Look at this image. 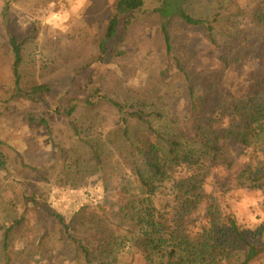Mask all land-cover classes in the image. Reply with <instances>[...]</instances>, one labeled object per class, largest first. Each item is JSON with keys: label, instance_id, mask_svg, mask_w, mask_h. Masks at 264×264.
Instances as JSON below:
<instances>
[{"label": "rangeland", "instance_id": "obj_1", "mask_svg": "<svg viewBox=\"0 0 264 264\" xmlns=\"http://www.w3.org/2000/svg\"><path fill=\"white\" fill-rule=\"evenodd\" d=\"M9 1L7 26L0 1V150L7 161L0 172V264H4L3 237L10 228L9 264H86L52 215L68 221L87 204L116 231V264H146L130 242L133 212L126 211L124 218L119 211L125 201L135 205V196L150 198L154 214L167 229L196 234L208 225L204 212L213 205L220 220L234 219L247 240L264 243V189H251L249 182L238 184L246 157L234 141L218 143L222 157L204 148L198 138L183 139L171 156L161 145L164 175L154 177L121 145L118 115L110 106L78 110L72 121L77 132L56 112L70 97L84 99L99 88L111 100L150 113L157 142L160 137L188 133L187 75L196 91L214 82L216 96L221 97L210 109L218 117L215 123L224 127L227 120L219 119L229 115V98L222 96L232 92L243 101L264 99V50L257 52L264 47V27L252 16L264 0H188L183 10L190 17H214V44L202 28L176 17L161 19L160 0H143L142 10L127 20L120 16L110 40L105 36L117 0ZM162 24L172 46L169 56ZM6 27L19 40L27 39L22 47L21 87L44 83L51 88L40 101L14 96ZM226 57L232 64L227 69L222 61ZM28 114L46 116L49 130L31 125ZM90 146L96 148V156ZM137 166L152 183V196L138 197ZM187 183H198L197 191L185 194ZM195 199L199 203L195 209L182 210L183 202ZM251 264H264V254Z\"/></svg>", "mask_w": 264, "mask_h": 264}, {"label": "trees", "instance_id": "obj_2", "mask_svg": "<svg viewBox=\"0 0 264 264\" xmlns=\"http://www.w3.org/2000/svg\"><path fill=\"white\" fill-rule=\"evenodd\" d=\"M0 1L3 2L1 18L3 24L7 26L10 1ZM187 1L160 0L157 12L161 19L176 17L190 27L202 28L209 41L214 44L212 26L214 17L209 20L190 17L183 10V5ZM143 6V0H117L115 4L116 15L108 22L105 40L115 37L120 16L127 20L128 16L142 10ZM252 16L259 26L264 27L263 2L256 5ZM162 31L166 54L169 56L172 46L165 24H162ZM5 34L13 59L11 73L14 79V96L32 103L40 101L43 95L45 96L51 91L49 85L43 83L32 85L26 89L21 87L22 47L27 39L19 40L7 27ZM29 36L32 35L29 33ZM102 46L100 47L101 50L103 49ZM263 50L264 47L259 48L257 52L260 54ZM253 52H256L255 48ZM222 61L226 69L232 66L229 58H222ZM185 77L188 83L189 97L188 133L181 131L177 135L171 134L165 138L160 137L157 142H153L157 133L148 119L152 116L150 113L145 114L143 109L134 110L111 100L99 88H94L84 99L75 96L70 97L66 101L65 107L63 109L57 108L56 112L71 122L72 125L74 124L72 122L74 115L78 113V110L93 108L99 104L110 106L118 115L121 145L130 157H135L144 170L154 177L164 175L160 155L163 148L161 145L167 149L168 155L171 156L176 154L180 141L198 138L202 140L204 148L210 150L212 154H218L220 151L217 147L219 142L234 141L241 147L242 153L246 157L245 165L237 177L238 184L243 186L244 183L242 182H249L251 189H264V99L257 100V98L250 97L247 101H243L242 97L232 96V92L222 96L229 98V101L227 100L229 105L226 109V113L229 115H224L223 119H219L220 122L224 119L227 120V124L223 127L220 123H215L218 117L215 116L216 112L210 109L213 100L216 97L219 99L221 97L218 94L216 96L217 90L214 82L210 83L209 86H203L200 92L196 91V87L191 84L190 77L187 75ZM260 97L261 95H259ZM223 102L225 105L226 101ZM221 111L220 108L218 115ZM27 120L31 125L49 130V119L46 116L35 117L28 114ZM72 129L77 132L73 125ZM1 145L2 142L0 141ZM90 152L93 156L97 155L96 148L93 146H90ZM219 156L222 157V155ZM6 167V158L0 150V172ZM135 175L139 182L138 197L143 198L142 193L152 196L154 187L152 183L145 181L143 172L138 166L135 167ZM187 184L188 188L183 187L186 188L185 194L197 191L198 183ZM197 196H201V193H198ZM123 200L121 198V201ZM125 202L123 207H119V211L121 214L124 213V218L127 216L126 211L133 212L131 220L134 230L130 233L133 235L130 242L142 254L146 264H251L264 254V243L247 240L234 219L220 220L213 205L206 208L204 212L209 220L208 225L203 224L196 234H192L182 228L171 230L164 227L154 214L155 209L149 197L137 200V196H135V205L133 200L131 203L130 201ZM198 204L196 199L195 201L186 200L182 203V210L190 212ZM87 205H80L68 221L63 216L52 215V217L60 224L66 239L81 252L86 264H116L118 260L114 255L115 247L118 246L116 231L109 229V226L105 224L104 217H99ZM11 230L12 228L5 231L3 237L2 259L4 264L10 262L8 241Z\"/></svg>", "mask_w": 264, "mask_h": 264}]
</instances>
